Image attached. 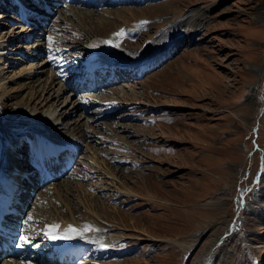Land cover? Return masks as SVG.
Segmentation results:
<instances>
[{"label":"rangeland","instance_id":"rangeland-1","mask_svg":"<svg viewBox=\"0 0 264 264\" xmlns=\"http://www.w3.org/2000/svg\"><path fill=\"white\" fill-rule=\"evenodd\" d=\"M97 44L111 64L79 87ZM0 124L19 171L28 125L78 139L0 264H264V0H0ZM74 223L75 254L44 247Z\"/></svg>","mask_w":264,"mask_h":264},{"label":"bare ground","instance_id":"bare-ground-1","mask_svg":"<svg viewBox=\"0 0 264 264\" xmlns=\"http://www.w3.org/2000/svg\"><path fill=\"white\" fill-rule=\"evenodd\" d=\"M218 1V0H217ZM214 2V1H213ZM212 2V3H213ZM213 5H210V6H206L203 10L206 11L207 13L212 9ZM102 34V33H100ZM93 49L96 51L95 55L91 58V59H88L85 64L83 66H87L86 68V71H84L82 74H84V76L87 75V73L92 70L94 67H100V66H104L103 64H111L110 60L112 61L111 58H109L106 54H104V52H102L104 49L102 48V46L100 44H97L93 47ZM165 49V48H164ZM161 50V48H160ZM159 50H157V57L151 62L152 65H158L159 64V61H157L159 59V53H158ZM94 52V51H93ZM104 54V55H103ZM159 56V57H158ZM116 60V59H115ZM145 61V60H144ZM149 61V60H148ZM114 62V61H113ZM116 62V61H115ZM122 63V62H121ZM151 63H149L151 66ZM122 65V64H121ZM133 66V65H132ZM131 65L129 66V70L130 72L129 73H132L131 70H134L135 67H132ZM142 66V65H140ZM140 68V67H139ZM144 69H146V66L144 65L143 67ZM141 69V68H140ZM100 70V69H99ZM98 70V71H99ZM139 71V70H138ZM145 71V70H144ZM143 72V71H141ZM93 75L94 73H89L88 74V77H87V83L89 84V82H91L93 80ZM128 75V74H127ZM134 75V73H133ZM81 76V75H80ZM114 83V82H113ZM97 86H95V84H93L90 88H86L88 91L89 90H94L96 89ZM100 91V90H99ZM38 94V93H37ZM89 96V95H87ZM87 96H83L85 98L84 101L89 104L90 101H94L95 99L91 98L90 96V99H87L86 97ZM92 96V95H91ZM38 99V98H37ZM89 100V102H88ZM92 103V102H91ZM100 105H103V107H105V104H100ZM92 106H95L93 104H89V107L86 105L85 107L88 109ZM78 110V106L76 107ZM107 108V107H105ZM111 109H114V108H110ZM107 110V109H106ZM104 110L103 108V111H106ZM109 110V109H108ZM116 110V109H114ZM112 111V110H111ZM102 112V111H100ZM109 112V111H108ZM51 116V114H49ZM109 114H107L106 112V116L105 118H110L108 116ZM1 126V124H0ZM25 126V125H24ZM2 127V126H1ZM29 127V133H28V138L31 139V148L32 150L34 151V153L36 154L37 157H40V156H46L50 153H52V155H54L57 151H60V149H62L61 145H66L65 143H61L63 142V140L61 142H58L57 140H61V139H58L56 137H54L55 135H52V134H47L45 131V129L43 127L38 128L37 126L36 127H32L30 125H28ZM32 127V128H31ZM45 131H44V130ZM21 131V130H20ZM107 131V130H106ZM0 133H1V136H0V214L2 213L3 209L7 206L8 203H11V201L13 200V198H16L17 194H18V191L20 190V185H22V181L20 182L19 180V174L21 173H24L25 170L21 169V171H19V166H17V162L15 163H10L8 162L10 159L13 160V157H12V154H14L13 150H15V147L19 145V140L16 141L14 144H8V142L10 141L11 143V136H10V133L9 132H6L2 129H0ZM9 133V134H8ZM50 133V132H49ZM12 135V134H11ZM74 137V136H72ZM23 138V136H22ZM27 138V136H26ZM25 138V139H26ZM75 138V137H74ZM14 139V138H13ZM63 139V138H62ZM66 139V138H65ZM76 139V138H75ZM69 139L66 141L68 142L67 143V146H68V151L71 149V148H74V149H77L78 146L76 145V143L73 145L72 143L73 142H69V141H78V139ZM25 141V140H24ZM60 143V144H59ZM28 144H30L28 142ZM29 146V145H28ZM21 148V147H20ZM29 148V147H28ZM23 149V148H22ZM72 150V149H71ZM32 151V153H33ZM73 151V150H72ZM58 157V156H57ZM13 162V161H12ZM34 171L31 169L30 173ZM16 188V191H13L14 189ZM13 209H17L15 207H13ZM87 225V224H86ZM84 225V226H86ZM90 225V224H89ZM93 225H95L93 223ZM97 226V225H96ZM72 227V228H75L77 231L75 233H71L69 232V228ZM90 227V226H89ZM98 227V226H97ZM3 228H4V225H3ZM94 228V227H93ZM10 229V228H9ZM59 229L60 231L59 232H53V234H58L60 236H64L66 233L68 235H71L73 238L72 239H57V240H51V243H52V247H55V248H60V244L59 242L62 240L64 241L63 243V246L64 247H61L60 250L62 253H69L72 249L71 248H75L76 244H79L77 243V239L75 238L76 234H78L79 232H81L84 227L83 226H79L77 224H73V225H69V224H64V225H60L59 226ZM97 229V228H96ZM95 228L93 229L94 231L96 230ZM99 229V228H98ZM89 230V229H88ZM52 231V230H50ZM84 231V230H83ZM82 231V232H83ZM90 231V230H89ZM90 233V232H89ZM101 233V232H100ZM93 234H96V233H93ZM99 234V233H98ZM103 233H101L102 235ZM111 235V234H109ZM97 236V235H96ZM99 236V235H98ZM97 236V237H98ZM107 236V235H105ZM113 236V235H112ZM109 237V236H108ZM102 238H105V237H102ZM114 238V237H113ZM98 240V238H96ZM112 239V237H111ZM101 240V239H100ZM93 242V241H92ZM103 242L106 243H110V242H114L116 243L117 240H110L108 238H105L103 240ZM95 243V242H94ZM99 243V241H98ZM101 243V242H100ZM103 244V243H102ZM51 245V244H50ZM104 245V244H103ZM107 245V244H106ZM69 246V247H68ZM109 247L111 245H108ZM71 247V248H70ZM78 247V246H77ZM104 247V246H103ZM112 247V246H111ZM80 249V248H79ZM47 251V250H46ZM46 251H43L44 253ZM75 251V250H74ZM73 251V252H74ZM75 254V252H74ZM42 255V254H41ZM74 256V255H73ZM38 257V255H36V258ZM60 258L62 259L63 257L60 256ZM46 259V258H45ZM35 260V259H34ZM63 262V260H62Z\"/></svg>","mask_w":264,"mask_h":264},{"label":"snow or ice","instance_id":"snow-or-ice-1","mask_svg":"<svg viewBox=\"0 0 264 264\" xmlns=\"http://www.w3.org/2000/svg\"><path fill=\"white\" fill-rule=\"evenodd\" d=\"M144 23H147V21H145ZM122 33H117L116 35H121ZM106 43H110V41H106ZM94 46V45H93ZM28 220H32V217L29 216L28 217ZM27 222V221H26ZM59 226L58 225H50L49 228L50 229H56L58 228ZM87 230V229H86ZM77 230L75 228H72L70 227L69 228V232L71 233H75ZM45 235L49 238V239H52V240H57V239H72L73 237L71 235H68L67 233L64 235V236H60L58 234H53L52 231H49V232H45ZM21 239L25 242V243H30V240L27 236H22Z\"/></svg>","mask_w":264,"mask_h":264}]
</instances>
